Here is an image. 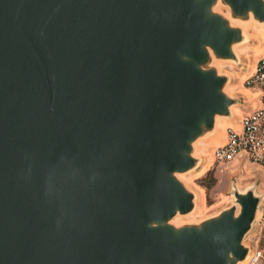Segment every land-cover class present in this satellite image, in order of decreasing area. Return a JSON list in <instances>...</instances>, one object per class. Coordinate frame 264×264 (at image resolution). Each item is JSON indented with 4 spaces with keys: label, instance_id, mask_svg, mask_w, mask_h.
I'll return each instance as SVG.
<instances>
[{
    "label": "water",
    "instance_id": "1",
    "mask_svg": "<svg viewBox=\"0 0 264 264\" xmlns=\"http://www.w3.org/2000/svg\"><path fill=\"white\" fill-rule=\"evenodd\" d=\"M264 23V0H223ZM218 0H0V264H237L260 198L174 227L176 177L230 115ZM244 18V19H242ZM210 52L212 55L210 56ZM213 56V57H212Z\"/></svg>",
    "mask_w": 264,
    "mask_h": 264
},
{
    "label": "rangeland",
    "instance_id": "2",
    "mask_svg": "<svg viewBox=\"0 0 264 264\" xmlns=\"http://www.w3.org/2000/svg\"><path fill=\"white\" fill-rule=\"evenodd\" d=\"M218 3L214 6L213 12L224 17L228 14L231 18V11L223 0H218ZM238 21L242 23L232 25L242 28L243 31L241 41L234 44L232 49L234 59L215 58L214 63L210 65L216 68L218 74L226 77L223 91L233 101L231 113L218 115L214 127L205 131L193 143L192 156L196 158L197 163L189 170L175 174L185 188L193 194L194 203L189 212L176 213L168 223L174 227L199 225L233 206L238 212L239 205L235 201L234 192L243 193L251 187L259 196L260 202L254 220L242 239L247 255L237 264H264V167L249 162L245 164L240 162L239 165H211L214 148L225 138L227 126L222 128V125L224 127L229 122L230 125L235 126L241 109H248L250 106L251 97L243 87L242 81L247 72V63L251 66L264 45V23L253 16L251 19ZM234 107L237 109L236 114L233 113ZM207 166H210L208 170H206ZM203 170L205 174L202 173V175L200 172ZM202 183L208 185V188L202 186Z\"/></svg>",
    "mask_w": 264,
    "mask_h": 264
},
{
    "label": "built area",
    "instance_id": "3",
    "mask_svg": "<svg viewBox=\"0 0 264 264\" xmlns=\"http://www.w3.org/2000/svg\"><path fill=\"white\" fill-rule=\"evenodd\" d=\"M246 68L242 85L250 106L242 109L235 126L226 127L224 141L212 152V166L249 162L264 167V45Z\"/></svg>",
    "mask_w": 264,
    "mask_h": 264
},
{
    "label": "bare ground",
    "instance_id": "4",
    "mask_svg": "<svg viewBox=\"0 0 264 264\" xmlns=\"http://www.w3.org/2000/svg\"><path fill=\"white\" fill-rule=\"evenodd\" d=\"M219 3H217L216 5H218ZM226 17L229 19V21H230V23L231 24H233V25H235V24H237V23H242V22H240V21H238V20H236V19H233V18H230L229 16H228V14H226ZM256 54V53H255ZM212 55V53L210 52V56ZM254 55V54H253ZM213 57V56H212ZM211 63H214V58H212V60H211ZM231 109H232V107H231ZM236 112H237V109L234 107V109H233V113H235L236 114ZM228 125H230V123L228 122L227 123V125H224V127H223V125H222V128H225L226 126H228ZM218 128H220V125H218ZM225 131V130H224ZM215 146V145H214ZM214 148V147H213ZM208 149V148H207ZM211 156V155H210ZM212 157V156H211ZM210 165V164H209ZM244 167H245V165H244ZM208 168H209V166H207V168H206V170H208ZM205 170V171H206ZM247 171V170H246ZM202 173H204V170L203 171H201L200 172V174H202ZM205 174V173H204ZM253 174V173H252ZM262 174V173H261ZM203 175V174H202ZM245 175V174H244ZM198 177V176H197ZM196 177V178H197ZM200 194V193H199ZM224 199V198H223ZM224 201V200H223Z\"/></svg>",
    "mask_w": 264,
    "mask_h": 264
},
{
    "label": "trees",
    "instance_id": "5",
    "mask_svg": "<svg viewBox=\"0 0 264 264\" xmlns=\"http://www.w3.org/2000/svg\"><path fill=\"white\" fill-rule=\"evenodd\" d=\"M201 185L204 186L205 188H208V185H206L204 183H202Z\"/></svg>",
    "mask_w": 264,
    "mask_h": 264
},
{
    "label": "crops",
    "instance_id": "6",
    "mask_svg": "<svg viewBox=\"0 0 264 264\" xmlns=\"http://www.w3.org/2000/svg\"><path fill=\"white\" fill-rule=\"evenodd\" d=\"M242 110V109H241Z\"/></svg>",
    "mask_w": 264,
    "mask_h": 264
}]
</instances>
